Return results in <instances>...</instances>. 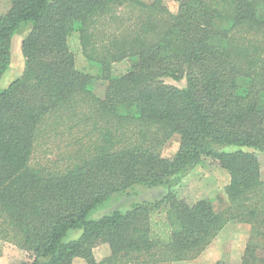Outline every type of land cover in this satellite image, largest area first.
I'll return each mask as SVG.
<instances>
[{"label":"trees","instance_id":"obj_1","mask_svg":"<svg viewBox=\"0 0 264 264\" xmlns=\"http://www.w3.org/2000/svg\"><path fill=\"white\" fill-rule=\"evenodd\" d=\"M8 1L0 13V77L12 36L30 25L20 46L23 69L0 89V234L25 252L21 264H170L196 257L233 220L250 225L241 264H264L256 155L264 153V0H178L175 12L161 0ZM118 6L137 10L134 26L113 35L98 55L87 52L89 27L113 18ZM73 31L98 68L95 76L76 67ZM124 58L130 67L114 73L112 63ZM95 79L107 81L102 98ZM50 115L92 119L100 138L80 162L42 172L30 160L37 129ZM174 134L178 148L164 157L160 150ZM207 159L229 177L222 210L209 198L189 202L171 189ZM134 185L168 191L90 217ZM73 230L80 233L70 238ZM101 244L109 254L98 261L94 248Z\"/></svg>","mask_w":264,"mask_h":264},{"label":"rangeland","instance_id":"obj_2","mask_svg":"<svg viewBox=\"0 0 264 264\" xmlns=\"http://www.w3.org/2000/svg\"><path fill=\"white\" fill-rule=\"evenodd\" d=\"M150 3L153 0H142ZM171 12L177 10L178 0H161ZM9 9L8 0H0V13H5ZM136 9L128 6H118L114 11V17L108 15L99 17V20L89 27L91 34L87 52L93 48L94 56L102 52V46L119 31L134 26L135 19L132 17ZM130 16V17H129ZM143 18H139L143 20ZM30 25L22 26L13 36L10 48V63L8 68L0 77V89L6 87L10 81L16 78L23 69L24 59L21 54V41L28 33ZM68 44L75 55L76 67L90 75L97 74L95 62L89 61L82 50L80 34L73 31L68 36ZM132 59L124 58L112 63L114 73H124L131 65ZM164 82L184 86L185 78L173 80L169 77L162 78ZM107 81L101 79L94 80V93L98 97H103ZM82 120V118H81ZM70 116L50 115L44 118L37 129L35 148L31 156L30 166L42 172L61 171L78 162L85 157L88 152L93 151L96 143L99 142L100 129L94 128L92 119L81 121ZM79 122V123H76ZM100 124H98L99 126ZM122 131L129 132L133 129L131 125L127 130L119 127ZM115 131V129H113ZM136 131V130H135ZM179 145V136L174 134L169 141L164 144L160 154L164 157L172 156ZM260 164V176L264 182V153L256 151ZM227 172L209 159L194 165L185 174L179 176L171 189L179 196L189 202L200 198H209L215 209L222 210L228 206V201L224 194V187L228 183ZM168 188L163 185L143 186L134 185L126 192L112 195L107 201L98 205L91 213V218H98L104 214L115 210L124 211L133 203L142 201H153L161 198ZM5 225L0 224V230ZM80 230H73L69 233L70 238L79 235ZM250 233V225L244 222L228 221L212 241L194 258L180 261H172L170 264H215L219 260L228 264H241V255ZM109 254L106 244L98 245L94 248V255L101 261ZM25 252L13 241L4 239L0 234V264H21L26 260ZM73 264H85L82 259H75Z\"/></svg>","mask_w":264,"mask_h":264},{"label":"crops","instance_id":"obj_3","mask_svg":"<svg viewBox=\"0 0 264 264\" xmlns=\"http://www.w3.org/2000/svg\"><path fill=\"white\" fill-rule=\"evenodd\" d=\"M75 259H76V258H75ZM75 259H74V260H75ZM77 259H79V258H77Z\"/></svg>","mask_w":264,"mask_h":264}]
</instances>
